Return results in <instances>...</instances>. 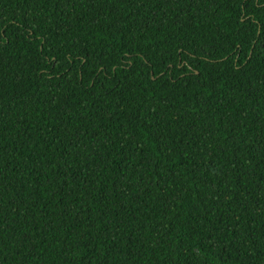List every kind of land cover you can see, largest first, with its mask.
<instances>
[{
  "label": "trees",
  "instance_id": "1",
  "mask_svg": "<svg viewBox=\"0 0 264 264\" xmlns=\"http://www.w3.org/2000/svg\"><path fill=\"white\" fill-rule=\"evenodd\" d=\"M0 264H264V0H0Z\"/></svg>",
  "mask_w": 264,
  "mask_h": 264
}]
</instances>
